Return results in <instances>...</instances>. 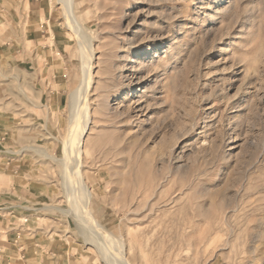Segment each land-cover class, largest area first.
<instances>
[{
    "label": "rangeland",
    "instance_id": "1",
    "mask_svg": "<svg viewBox=\"0 0 264 264\" xmlns=\"http://www.w3.org/2000/svg\"><path fill=\"white\" fill-rule=\"evenodd\" d=\"M75 1L94 49L80 169L117 253L130 264H264V0ZM45 4L49 47L29 36L25 6L0 8V140L16 154L33 146L16 160L42 207L29 214L37 255L52 242L62 264H104L64 212L80 184L72 191V174L35 150L63 158L81 111L69 104L82 72L75 36L62 4ZM26 214L0 219V246Z\"/></svg>",
    "mask_w": 264,
    "mask_h": 264
},
{
    "label": "bare ground",
    "instance_id": "2",
    "mask_svg": "<svg viewBox=\"0 0 264 264\" xmlns=\"http://www.w3.org/2000/svg\"><path fill=\"white\" fill-rule=\"evenodd\" d=\"M58 3L62 4L64 12L63 15L65 17L67 28L75 36L77 47L79 50V58L81 60L82 66V72L79 78V82L73 89L70 96V111L72 114H74L78 109L77 112H79L80 110L77 105H81V111L80 114L78 113L75 118V122L73 123V125H75V128L73 130L70 129L72 133L66 136L62 142L65 148V156L63 158L58 160L55 156L48 154L45 150H35L43 156H48L50 159L58 161L64 169V174L62 173L64 179L67 178L68 173L72 174L73 180L70 185L73 189L72 191H75V184H80L81 187H78L80 190H82V197L78 198V196H76V200H72V198H70L69 200L68 196V203L70 202L71 210L64 212L73 214L77 219L81 221V223H83L84 226H82L83 229L82 232H80L83 238V242L86 245H89L92 250H95V252L99 256L97 257L100 258L101 262H103L104 264H130L124 257V254H122V252L119 251L120 253H117L119 240L117 241L111 238L91 213L92 209L90 203V195L85 184L83 183L84 181L81 173L82 171L80 169V156L82 153H84L83 146L91 125V109L88 104V97L91 86H93L92 61L94 58V49L90 36L91 34H89L83 24L79 22L80 17L76 13V9L78 6L76 1L58 0ZM72 122L70 123L69 128H72ZM67 191L68 190H66V192ZM69 192L70 191H68V193ZM118 250L120 249L118 248Z\"/></svg>",
    "mask_w": 264,
    "mask_h": 264
},
{
    "label": "crops",
    "instance_id": "3",
    "mask_svg": "<svg viewBox=\"0 0 264 264\" xmlns=\"http://www.w3.org/2000/svg\"><path fill=\"white\" fill-rule=\"evenodd\" d=\"M20 5L21 10L25 6L29 14L22 13L21 20L27 21L32 27L29 29V36H39V46L46 47V44H42V41L49 39L50 42H53L55 39L54 30H51L50 25L51 14L47 10L45 0H0V8H3L1 11L5 12H14L13 8L10 10V7ZM41 18L43 22H41ZM36 23V24H35ZM36 25V27H35ZM28 43L33 44L34 39L28 38ZM5 46L6 49L14 50L17 49L19 52L21 45L19 43H14L12 40L2 42L1 46ZM49 47V46H47ZM57 94H54V90H50L49 94H53V97L58 100V90H55ZM4 131V130H3ZM8 133V132H7ZM1 136L0 134V139ZM31 145L22 147L20 150H17L18 154H22L24 151L29 150ZM32 150V149H31ZM16 152L10 150V145H7L4 141L0 140V184H5V186H0V219L2 221H11L14 216H17L20 211L27 212L26 216L22 219L23 223L21 224L24 228L17 229L12 236L8 237L5 242L7 245L0 246V262L4 259H9L12 256L18 255L20 258L33 260L37 259L38 261L35 264L40 262H48L47 264H62L59 259L55 258L53 250H56V245L52 248V242H47L49 248L42 247L43 251L37 255V250H35L39 245V238L35 237L34 231L32 229L36 228L30 224L34 223L29 215L31 212H39L42 210V207L33 206V200L30 194V183L29 179L26 177V171L28 170V165L24 167L25 163L23 157L16 160L18 157ZM19 154V155H20ZM15 214V215H14ZM32 221V222H31ZM31 222V223H30ZM32 227V228H31ZM31 230V232H26ZM26 234V235H25ZM26 247V248H25ZM53 250H52V249ZM50 254V255H49ZM56 254V253H55ZM45 263V264H46ZM64 264V263H63Z\"/></svg>",
    "mask_w": 264,
    "mask_h": 264
}]
</instances>
